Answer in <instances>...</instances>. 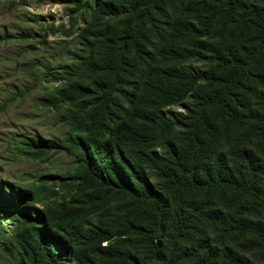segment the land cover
I'll list each match as a JSON object with an SVG mask.
<instances>
[{
    "label": "trees",
    "instance_id": "obj_1",
    "mask_svg": "<svg viewBox=\"0 0 264 264\" xmlns=\"http://www.w3.org/2000/svg\"><path fill=\"white\" fill-rule=\"evenodd\" d=\"M206 1L207 11L222 17H205L207 34L215 24L220 37L234 24H248L255 38L240 48L203 47L207 69L162 67L154 84L139 76L149 55L141 16L130 32L105 46L91 41L82 61L53 75L62 85L41 103L65 108V136H23L19 143L36 159L66 153L70 175L57 176L90 189L82 193L87 202L113 193L132 201L141 216L135 223L126 220L123 233L138 238L157 264H264V165L246 146L252 137L264 141V95L254 112L246 95L249 84L264 77V10L248 2L264 6V0ZM79 2L87 14L98 7L96 0ZM148 14L151 23L163 15L158 0L145 2L143 15ZM173 30L176 37H196L200 27L189 21ZM200 82L206 90H198ZM145 91L150 102L144 101ZM191 96L186 116H166V106ZM247 110L246 123L253 124L240 134ZM158 146L164 153L153 151ZM47 191L42 184L22 187L0 178V258L14 264H96L80 250L107 240L108 232L73 222L65 209L46 204ZM122 255L111 252L106 260L146 264Z\"/></svg>",
    "mask_w": 264,
    "mask_h": 264
},
{
    "label": "rangeland",
    "instance_id": "obj_2",
    "mask_svg": "<svg viewBox=\"0 0 264 264\" xmlns=\"http://www.w3.org/2000/svg\"><path fill=\"white\" fill-rule=\"evenodd\" d=\"M146 1L96 0L98 7L87 14L79 0H0V178L22 187L45 185L48 187L46 204L65 209L73 222L81 220L106 230L107 240L91 241L80 250L96 264H126L121 257L107 262L106 255L111 252L129 253L141 263H157L138 238L123 233L126 220L135 223L141 216V210L132 201L113 193L103 200L96 196L93 202H87L82 193L90 189L73 184L71 178L57 176L69 174L72 168L71 158L66 153L36 159L22 152L23 145L19 139L23 136L61 138L69 130L62 118L66 116L64 107L58 102L55 106H43L41 103L44 97L62 85V81L53 75L62 72L69 64L82 61L88 54L87 45L91 41H99L105 46L106 40L130 32L141 16H144L143 32L148 38L146 47L149 55L147 62L139 68V76L147 75L145 80L154 84L159 82L162 67L185 72L207 69L208 59L203 47L214 45L226 50L227 46L233 45L240 48L255 38L248 24H234L238 27H232L231 33L223 37L217 35L215 24L207 34L203 28L205 17L215 15L219 21L222 17L215 10L207 11L210 7L206 0H158L163 15L154 17L152 23L150 14L143 15ZM104 3L110 6L103 7ZM248 3L264 10V6L255 1ZM189 21L200 27L196 37L173 35L177 24ZM186 50L193 52L187 54ZM178 52L185 55L179 56ZM261 80L252 81L246 88L252 112L263 106L264 77ZM198 90H206L205 84L200 82ZM143 94L144 101L150 102L149 92ZM191 101L192 96L166 106L164 112L167 117L182 119L189 113ZM249 115L247 110L245 118L240 120L245 125L240 134L248 132L247 127L253 124L246 123ZM178 134L179 128L173 133L174 138ZM246 146L264 165V141L252 137ZM165 149L158 146L153 151L164 153ZM221 149L225 152L229 147L224 144ZM219 233L212 237L215 244ZM0 264L14 262L1 257Z\"/></svg>",
    "mask_w": 264,
    "mask_h": 264
}]
</instances>
